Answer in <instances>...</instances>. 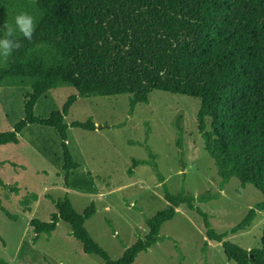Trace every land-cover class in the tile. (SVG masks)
I'll use <instances>...</instances> for the list:
<instances>
[{"label": "trees", "instance_id": "trees-1", "mask_svg": "<svg viewBox=\"0 0 264 264\" xmlns=\"http://www.w3.org/2000/svg\"><path fill=\"white\" fill-rule=\"evenodd\" d=\"M6 0H0V7ZM45 15L31 41L14 36L21 47L0 64V87L11 82H29L24 118L12 131L0 132V145L17 144L31 125L54 129L61 140L65 182L81 167L68 145L65 118L78 98L131 95L130 112L147 104L152 91L181 94L201 101L198 130L205 150L214 160L223 190L232 178L253 185L264 197V0H37ZM5 33L0 31V38ZM62 85L76 89L63 106L48 118L35 115L38 101ZM181 118L175 123L177 146L182 148ZM72 128L97 130L92 119L76 121ZM139 165H150L164 189L167 207L146 220L148 234L113 260L86 228L96 214L94 204L79 213L68 196L52 199L57 213L50 222L32 219L37 242L51 236L63 221L83 251L100 257L105 264H135L141 253L161 241L162 226L187 206L203 218L209 241L221 243L228 261L235 264H264V229L261 245L245 250L218 234L209 216L196 203H206L219 194L195 197L172 194L154 162L134 161L129 174ZM0 186L18 194L17 187ZM0 210L10 213L0 199ZM264 199L250 209L232 234L247 231ZM205 248L209 247L206 241ZM0 264H8L0 258Z\"/></svg>", "mask_w": 264, "mask_h": 264}, {"label": "rangeland", "instance_id": "rangeland-1", "mask_svg": "<svg viewBox=\"0 0 264 264\" xmlns=\"http://www.w3.org/2000/svg\"><path fill=\"white\" fill-rule=\"evenodd\" d=\"M21 13L31 15L36 26L45 15L37 0H6L0 7V31L5 33L4 24L15 28V17ZM16 35L21 34L17 31ZM6 59L0 57V64ZM29 91V82H11L0 87V132L12 131L24 118L25 96ZM73 94L76 89L70 85L48 92L36 104L35 115L48 118L54 111H62ZM130 98L126 94L78 98L72 106L65 118L69 126L68 145L81 167L71 173L69 187L65 183L58 133L39 125L24 130L23 141L31 143L54 171L38 179L37 184L42 185L34 188L40 192L47 187L44 195L14 194L0 186L3 206L16 216L12 220L0 210V258L8 264H105L100 257L83 251L82 244L71 234V226L63 221L51 236L41 235L34 242L36 235L30 220L50 222L51 215L57 213L52 199L68 196L79 213L95 205L96 214L86 228L111 259H120L126 248L146 237V220L167 207L163 186L150 165H139L129 174L134 161L154 162L174 195L219 194L218 199L196 203L209 216L211 227L218 234L228 233L225 240L245 250L261 245L264 211L258 213L247 231L231 233L264 197L253 185L243 186L237 178H232L221 190L217 167L198 130L200 99L152 91L149 102L138 104L131 113ZM179 117L184 130L181 149L177 146L175 127ZM89 119L97 126L94 132L71 127L73 122ZM23 149L20 147L18 152L27 155ZM23 179L26 183L30 181L26 176ZM46 194L52 199L45 198ZM39 196L42 199L35 206L31 202L39 200ZM206 231L197 211L182 206L175 218L162 226L161 241L141 253L135 264H235L228 261L221 243L208 240Z\"/></svg>", "mask_w": 264, "mask_h": 264}, {"label": "crops", "instance_id": "crops-1", "mask_svg": "<svg viewBox=\"0 0 264 264\" xmlns=\"http://www.w3.org/2000/svg\"><path fill=\"white\" fill-rule=\"evenodd\" d=\"M22 135L20 136V141L17 144L10 143L0 145V173H2L0 174V177L6 185L17 187L19 189V193L21 194L26 193L33 195L41 193V195H44L43 192H45L47 187H44L43 191L40 192L34 190V188L42 185L37 184L38 179L44 178L46 175L48 176L49 171L53 172L54 170H52V167L47 159L40 155L31 143L23 141ZM20 147L24 148L23 150L27 152V155H23L18 152ZM13 168L14 170H12ZM10 170L13 172L9 173ZM4 173H6L7 176H4ZM25 176L30 179L29 183H26L23 179ZM67 186L69 187V184ZM25 198H27V196ZM45 198H47V194L45 195ZM40 199H42V196H39V200L31 203L37 206Z\"/></svg>", "mask_w": 264, "mask_h": 264}, {"label": "clouds", "instance_id": "clouds-1", "mask_svg": "<svg viewBox=\"0 0 264 264\" xmlns=\"http://www.w3.org/2000/svg\"><path fill=\"white\" fill-rule=\"evenodd\" d=\"M2 28L5 29V36L0 38V57L6 59L21 47L20 42L14 39L16 32L18 31L25 40L31 41L36 31V22L31 15L21 13L15 17V28L6 24Z\"/></svg>", "mask_w": 264, "mask_h": 264}]
</instances>
